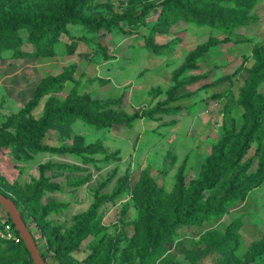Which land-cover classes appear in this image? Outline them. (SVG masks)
Wrapping results in <instances>:
<instances>
[{"label":"rangeland","instance_id":"374dc122","mask_svg":"<svg viewBox=\"0 0 264 264\" xmlns=\"http://www.w3.org/2000/svg\"><path fill=\"white\" fill-rule=\"evenodd\" d=\"M62 0H0V23L16 14ZM162 0H89L80 12L110 17L137 12ZM185 12L158 19L150 10L144 26L87 32L68 25L54 42L33 45L23 30L0 45V126L32 96L48 76L72 67L71 81L40 99L37 118L48 100L69 103L91 117L131 118L98 126L67 120L31 139L48 149L0 147V194L22 200L39 177L43 186L29 208L54 206L41 223L62 233L95 198L105 200L72 252L54 264H140L148 237L161 232L179 186L187 188L201 171L223 132L225 159L248 128L245 105L264 102V0H188ZM209 43V45H208ZM211 43V44H210ZM206 46V50L201 49ZM3 48V49H1ZM188 61L190 69L180 71ZM255 83L249 97L251 83ZM22 119L12 121V133ZM202 199L220 204L222 214L177 227L158 243L159 253L141 264H263L264 262V110L238 166L222 176ZM153 207L151 231L142 215ZM32 238L50 255L33 221ZM0 206V264H28L18 245L8 250Z\"/></svg>","mask_w":264,"mask_h":264},{"label":"trees","instance_id":"16d2710c","mask_svg":"<svg viewBox=\"0 0 264 264\" xmlns=\"http://www.w3.org/2000/svg\"><path fill=\"white\" fill-rule=\"evenodd\" d=\"M87 1L89 0H62L42 9H33L23 14H16L2 21L0 23V45L2 40L8 36H16L19 30L25 32L26 41L28 43L33 45H45L54 42L57 36L65 33L68 25L81 26L87 32L95 33L101 29L109 31L112 28H119L121 23H125L127 27L144 26L148 12L156 7H159L158 19H164L170 11L185 12L188 10V0H162L157 4H145L137 12L116 14L110 17L86 16L83 15L80 10ZM201 50L205 51L206 46ZM71 69L72 67L56 76H48L42 79L34 88L32 96L26 103L16 113L6 118L0 126V147L11 145L25 146L34 152H44L48 148L40 146L31 139L42 137L47 131L51 130L54 125H61L67 120H80L88 125L95 123L98 126H109L113 123L129 122L136 117L132 116L131 118L122 119L101 118L97 116L91 117L86 110L79 106H74L66 102L59 103L51 99H48L43 104L40 115L37 118L31 117L30 112L37 106L42 97L52 92L59 91L64 82L71 81V75L68 73ZM186 69H190L188 61L180 68V71ZM254 86L255 83H251L248 94L249 97L253 94ZM245 110L248 112V116L246 117L248 128L244 131L241 144L234 148L230 155V160L225 159V149L229 144V140L223 132L220 141L211 147L210 153L205 158L197 178L191 181L189 186L185 189L182 188V186L178 187L175 194V201L169 209V220L163 226L160 233L148 237V240L145 242V248L139 256L140 264L141 261L146 258L154 260L159 253V241L171 236L177 227L189 226L195 224L197 220L205 219L215 214H222L221 203L215 205L210 204L202 199V193L213 188L222 176L238 166L244 150L251 141V135L258 125V116L261 111L264 110V102L259 104L255 109L252 107L251 103L248 102L245 105ZM17 118H21L22 120L15 125L13 132L10 133L5 131L11 126L12 121ZM124 180L125 179H123V182ZM123 182L115 187L110 195H102L95 198L85 212L73 217L72 224L62 233L57 228H48L46 223L39 222L43 220L47 212L54 206L53 204H44L37 212H33L29 208V205H33L40 195L43 186L42 177H39L33 184L30 194L25 195L19 202L9 197L7 198L14 203L25 224V216H28L38 228L51 261L47 260L44 251H41L39 245L35 242L39 249L40 256L48 264H54V261H56L59 256L74 251L79 244L90 235L87 225L94 217L96 210L103 201L111 199L120 193ZM142 215L145 220L146 230L151 231L153 228L154 212L152 205L147 200L144 201ZM7 222L13 230L8 218ZM27 228L28 231L32 233L33 229L29 226H27ZM15 235L17 234L15 233ZM8 243V250H15L19 245L21 250L28 257V264H31L29 256L21 241H19L18 244H14L11 241Z\"/></svg>","mask_w":264,"mask_h":264},{"label":"water","instance_id":"95a60500","mask_svg":"<svg viewBox=\"0 0 264 264\" xmlns=\"http://www.w3.org/2000/svg\"><path fill=\"white\" fill-rule=\"evenodd\" d=\"M0 206L4 208L13 230L19 237L25 251L29 256L31 264H48L41 258L39 249L37 248L31 233L28 231V228L23 222L14 203L9 198L0 194Z\"/></svg>","mask_w":264,"mask_h":264},{"label":"built area","instance_id":"2783aa9c","mask_svg":"<svg viewBox=\"0 0 264 264\" xmlns=\"http://www.w3.org/2000/svg\"><path fill=\"white\" fill-rule=\"evenodd\" d=\"M4 232H5L6 239H8L9 241H11L14 244H18L19 243V241H20L19 237L17 235H15L14 230H12L10 228L9 224L4 227ZM41 244H44L43 241L41 242Z\"/></svg>","mask_w":264,"mask_h":264}]
</instances>
